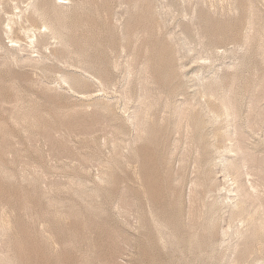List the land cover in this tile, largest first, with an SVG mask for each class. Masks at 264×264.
<instances>
[{"label":"rangeland","instance_id":"rangeland-1","mask_svg":"<svg viewBox=\"0 0 264 264\" xmlns=\"http://www.w3.org/2000/svg\"><path fill=\"white\" fill-rule=\"evenodd\" d=\"M170 1L35 0L66 5L52 17L67 46L48 45L73 57L64 65L10 48L0 11V264H264V0ZM205 84L228 100L233 131L205 121L206 100L220 107L197 96ZM231 143L239 151L223 154ZM215 155L248 178L242 218L219 205L236 173Z\"/></svg>","mask_w":264,"mask_h":264},{"label":"bare ground","instance_id":"bare-ground-1","mask_svg":"<svg viewBox=\"0 0 264 264\" xmlns=\"http://www.w3.org/2000/svg\"><path fill=\"white\" fill-rule=\"evenodd\" d=\"M1 1V0H0ZM6 1V0H5ZM13 1V3H14V1H17V0H11V2ZM25 1H27V0H25ZM50 1V0H49ZM63 1V0H62ZM170 1V0H169ZM222 1H224V0H222ZM229 1V0H228ZM231 1V0H230ZM35 2V0H33V2L30 0V1H28L25 5H24V7H19L18 5H17V3L19 4L20 2H17V3H14L11 7L9 6V8L7 9L6 7H0V11L2 10L3 11V17H5L7 14V16L4 18L5 19V22H4V24H3V29H1V30H3L4 31V33H5V35H7V37L9 38H7L8 40H9V42H11V44L9 45V47L11 48H15L16 46H18V49H19V47H22V45H25L26 44V46H28V47H31V49H32V47L34 48V50H35V48H36V50H35V52H37V54L38 53H40L41 55H42V53L44 52H42V50H43V48L46 50L47 49V53H48V45L53 41V40H55L56 42H58V45H59V43L60 44H62L63 45V47L64 46H67L66 45V41H65V39H64V37H63V33L61 32V28H60V26H58V24L56 25L55 24V22L54 21H56V20H54L55 18H57L61 13H62V11L64 10V9H62L61 10V8L65 5L64 4V2H55L56 4L53 6L54 8H53V10L52 11H49V10H46L45 8H43L42 6H40V5H37V4H35L34 3ZM53 2V1H52ZM66 2V1H65ZM171 2V1H170ZM198 2V1H197ZM2 3V2H1ZM7 3L8 4H12V3H9L8 1H7ZM6 3V4H7ZM22 3H24V2H22ZM21 3V4H22ZM39 3V2H38ZM60 3V4H59ZM172 3V2H171ZM183 3V2H182ZM221 3H223V2H221ZM224 3H225V1H224ZM227 3H229V2H227ZM52 4V3H51ZM231 4V3H230ZM229 4V5H230ZM233 4H235L234 2H233ZM2 5H4V3L2 4ZM174 5V4H173ZM228 5V4H227ZM237 5V4H236ZM22 6V5H21ZM52 6V5H51ZM177 6V5H176ZM233 6V5H232ZM64 7H66V5L64 6ZM68 7V6H67ZM231 7V6H230ZM237 7V6H236ZM35 8V9H34ZM174 8H176V7H174ZM222 8V7H221ZM228 8H229V6H228ZM233 8H234V6H233ZM195 9V8H194ZM194 9H192V10H194ZM237 10H238V8H236ZM16 10V11H15ZM31 10H33L34 11V15L33 14H31ZM51 10V9H50ZM196 10V9H195ZM194 10V11H195ZM229 10V9H228ZM234 10V9H233ZM65 11V10H64ZM63 11V12H64ZM184 11V10H183ZM187 12V11H186ZM192 12V11H191ZM5 13H7L6 15H4ZM33 13V12H32ZM184 13V12H183ZM2 14V13H1ZM187 14H188V12H187ZM63 15H65V14H63ZM250 15V14H249ZM55 17L54 19H53V17ZM60 16H62V15H60ZM66 16V15H65ZM1 17V16H0ZM62 17H64V16H62ZM70 17V16H69ZM65 18V17H64ZM247 18V17H246ZM248 18H249V16H248ZM58 19H59V17H58ZM1 20V19H0ZM59 20H61V19H59ZM1 23V22H0ZM58 23V22H57ZM62 23V22H61ZM60 23V24H61ZM59 24V25H60ZM64 24V23H63ZM62 25V24H61ZM63 27L65 26V24L64 25H62ZM41 27H44V31H41ZM64 29H65V27H64ZM63 29V30H64ZM45 30L48 32V33H45ZM62 30V31H63ZM66 31H67V29H66ZM0 32H2V31H0ZM66 34V33H65ZM187 34V33H186ZM2 35H3V33H2ZM2 35H0V36H2ZM4 36V35H3ZM28 40V41H26V39ZM65 37H66V35H65ZM68 37V36H67ZM246 37V36H245ZM185 38H187V37H185ZM50 39H53L52 41L50 40ZM190 39V38H189ZM2 40V39H1ZM0 40V41H1ZM23 40V44H21L20 43V41H22ZM24 40L26 41V43L24 42ZM68 40V39H67ZM186 40V39H185ZM51 41V42H50ZM192 40H190V42H191ZM187 42H189L188 40H187ZM244 42V41H243ZM1 43H3L2 41H1ZM0 43V44H1ZM241 43V44H240ZM240 43H236V45H235V47H242V46H244V48H245V44H242V42H240ZM7 45V44H6ZM5 45V46H6ZM57 45V44H56ZM209 45V44H208ZM1 46H2V44H1ZM22 47L23 49L22 50H24V51H26L25 49L27 48L28 49V47ZM214 47H216V44L215 45H213ZM212 46V47H213ZM3 47H4V45H3ZM2 47V48H3ZM51 47V46H50ZM53 47H55V44H54V46H53V43H52V48ZM209 47V46H208ZM247 47V46H246ZM1 48V47H0ZM68 48H70V46H68ZM67 48V49H68ZM5 49V48H4ZM54 50L55 49H57V48H53ZM51 50V49H49V51H51V53L52 54H54V56L52 55V54H50L49 55V53H48V56L50 57V56H52V57H55V52H54V50ZM208 49H210V47L208 48ZM216 49V48H215ZM228 49V48H227ZM243 49V48H242ZM247 49V48H246ZM29 50H30V48H29ZM59 50V49H58ZM57 50V51H58ZM65 50V49H64ZM212 50H213V48H212ZM240 50V49H239ZM18 51V50H17ZM54 53H53V52ZM67 51V50H66ZM65 51V52H66ZM70 51V50H69ZM211 51V50H210ZM232 51V50H231ZM233 51H235L236 52V50L234 49ZM18 52H21V48H20V51H18ZM45 52V53H46ZM77 52V51H76ZM212 52H214V51H212ZM228 52V51H227ZM235 52H231V53H235ZM242 52V51H241ZM9 53V52H8ZM7 53V54H8ZM27 53V52H26ZM29 53H31V51H29ZM32 53L34 54V51L32 50ZM45 53H43V56H44V58H43V60L45 59V58H47V57H45L46 55H44ZM59 53V52H58ZM69 54H71V52H68ZM74 53V52H73ZM226 53V52H225ZM224 53V54H225ZM230 53V52H229ZM244 53V52H243ZM14 55H16L15 53H13ZM32 54V55H33ZM37 54H35L36 56H37ZM40 54H38V55H40ZM77 54L78 53H76V56H77ZM212 54V53H211ZM232 54V55H233ZM236 54V53H235ZM10 56H11V54H9ZM19 55V53H17V56ZM29 55V54H28ZM32 55H30V56H32ZM71 55H73V54H71ZM70 55V56H71ZM74 55H75V53H74ZM73 55V56H74ZM79 55V54H78ZM229 55V54H228ZM232 55H229V58H230V56L233 58V56ZM237 55V54H236ZM75 56V58H79L80 56H77L76 57ZM209 56V55H208ZM241 56H242V54H241ZM39 57V56H38ZM64 58L65 57H68V56H63ZM234 57H236V56H234ZM239 57V56H238ZM42 58V57H41ZM77 58V59H78ZM82 58V57H81ZM80 58V59H81ZM207 58V57H206ZM210 58V57H209ZM222 58V57H221ZM225 58V57H224ZM15 59V58H14ZM17 59V58H16ZM33 59L35 60L36 59V57L34 58L33 57ZM40 59V58H39ZM49 59H52V58H49ZM55 59L57 60H54V59H52V60H54L55 61V63H58V61H60L61 63H63V65L66 63V64H68L67 63V61H68V59H69V61H70V59H71V57L70 58H68V59H62V61H65V63L64 62H62L61 61V58H56L55 57ZM228 59V58H227ZM235 59V58H234ZM237 59V58H236ZM242 59V58H241ZM41 60V59H40ZM73 62H74V60H73V57H72V59H71ZM83 60V59H82ZM81 60V61H82ZM211 60V59H210ZM36 61V60H35ZM68 61V62H69ZM212 61V60H211ZM235 61V60H234ZM233 61V62H234ZM37 62H39V61H37ZM73 62H71L72 63V65H77V64H74ZM55 63H53V66H55ZM78 63H80L79 61H78ZM226 62H224V64H225ZM59 64V63H58ZM83 64V63H82ZM88 64V63H87ZM231 64V63H230ZM237 64V63H236ZM241 64H242V62H241ZM245 65H246V63H244ZM43 65H47V64H43ZM43 65H41L40 64V66H39V68L41 67V68H43V69H45L44 67H46V66H44V67H42ZM50 65V64H49ZM71 65V64H70ZM226 65V64H225ZM80 66V70H81V67H83V65L81 66V64H79L78 65V67ZM243 66V65H242ZM51 67V66H50ZM63 67V66H62ZM61 67V68H62ZM70 67V66H69ZM73 67V66H72ZM77 67V66H76ZM77 67V68H78ZM202 67V66H201ZM229 67H232V66H229ZM35 68V67H34ZM38 68V67H37ZM59 68V67H58ZM58 68H57V71H58ZM84 68V67H83ZM227 68V67H226ZM53 69H56V67L55 68H53ZM53 69H51V70H53ZM76 69V68H75ZM88 69V68H87ZM87 69H84L83 71L85 72V70H87ZM41 70V69H40ZM45 70H47V69H45ZM43 71V70H42ZM88 71V70H87ZM226 71V70H225ZM40 72V71H39ZM43 72H45V71H43ZM46 72H49V70L48 71H46ZM52 73H53V71H51ZM68 72V71H67ZM90 72V71H89ZM88 72V73H89ZM202 72H204V71H202ZM211 72V71H210ZM243 72V71H242ZM33 73V72H32ZM59 73V72H58ZM57 73V74H58ZM60 73H61V70H60ZM59 73V74H60ZM87 73V72H86ZM214 73V72H213ZM40 74H42V73H40ZM44 74V73H43ZM54 75H55V72L53 73ZM62 74V76H66V75H64L63 73H61ZM67 74V73H66ZM200 74V73H199ZM229 74V73H228ZM46 75H47V73H46ZM45 75V76H46ZM52 75V74H51ZM202 76H203V74H201ZM240 75H241V73H240ZM244 75V74H243ZM242 75V76H243ZM44 76V75H43ZM43 76H42V78H43ZM44 76V77H45ZM201 76V77H202ZM208 76H209V73H208ZM212 76V75H211ZM219 76V75H218ZM218 76H217V79H218ZM34 77V76H33ZM60 77H61V75H60ZM196 77H198V78H201V77H199V76H196ZM206 77H207V74H206ZM47 78H49V77H47ZM50 78H51V76H50ZM74 79H75V77H73ZM85 78V77H84ZM90 78V77H89ZM95 78H96V76H95ZM97 78H99V76L97 77ZM101 78V77H100ZM205 78V77H204ZM203 78V79H204ZM209 78V77H208ZM213 78H216L215 76L213 77ZM242 78H244V76L242 77ZM246 78V77H245ZM256 78V77H255ZM62 79H63V77H62ZM74 79H71V81L72 80H74ZM103 80H104V78H102ZM202 79V78H201ZM202 79V80H203ZM207 79V78H206ZM239 79H241L240 77H239ZM247 79V78H246ZM257 79V78H256ZM55 80H57V79H55ZM64 80L66 81V79L64 78ZM68 80V79H67ZM70 80V79H69ZM103 80H101V81H103ZM197 80V79H196ZM199 80V79H198ZM197 80V81H198ZM212 80V79H211ZM215 80V79H214ZM213 80V81H214ZM242 80V79H241ZM204 81V80H203ZM220 81V80H219ZM247 81V80H246ZM257 81V80H256ZM57 82H58V80H57ZM64 82V81H63ZM70 82V81H69ZM79 82H80V80H79ZM202 82V81H201ZM200 82V83H201ZM207 82V81H206ZM81 83V82H80ZM100 83V82H99ZM105 83V82H104ZM107 83V82H106ZM199 83V82H198ZM238 83V82H237ZM248 83V82H247ZM67 84V83H66ZM76 84H79V83H76ZM112 84V83H111ZM202 84V83H201ZM242 84H243V82H242ZM241 84V85H242ZM250 83H248V85L247 86H250L249 85ZM254 84V83H253ZM195 85V84H194ZM193 85V86H194ZM203 85V84H202ZM205 85H207V84H205ZM217 85V84H216ZM224 85V84H223ZM228 85H229V83H228ZM240 85V86H241ZM244 85H245V83H244ZM71 87L73 86H76V85H74V83H73V85H70ZM104 86H107V85H104ZM221 86H222V84H221ZM221 86H220V89H221ZM246 86V87H247ZM68 87H69V85H68ZM71 87H70V89H71ZM198 87V86H197ZM199 87H200V85H199ZM219 87V86H218ZM191 88V87H190ZM189 88V89H190ZM223 88V87H222ZM224 88H226V87H224ZM228 88V87H227ZM226 88V89H227ZM240 88V87H239ZM239 88H238V90H239ZM243 88H245L244 86H243ZM249 88V87H248ZM75 89V88H74ZM105 89V88H104ZM197 89H199V88H197ZM215 89H216V87H215ZM219 89V91H222L223 92V90H220ZM255 89H256V87H255ZM73 90V89H72ZM77 90V89H76ZM108 90V89H107ZM199 90H201V89H199ZM199 90H197L198 92H197V96H200V98H201V100H202V97H207V99H213V100H217V102H219V104H220V107L219 108H213L212 106H209V104L207 103V100L204 102V106L202 107V110L203 111H208L209 113H210V115H212V116H209L208 117V119L207 120H205V121H209L210 123H213L212 125H214V123L215 122H217V121H219V120H221V119H226V125H230L231 123V121H233V115H234V112H233V109H232V107L227 103L228 102V100L226 101L223 97H221V94H217L215 91L216 90H214L213 88H212V86H209V85H207V86H203V89L200 91V93H199ZM218 90V89H217ZM144 91V90H143ZM194 91H195V89H194ZM227 91V90H226ZM251 91H253V90H251ZM78 92V91H77ZM192 92V95H193V91H191ZM218 92V91H217ZM221 92V93H222ZM242 92V91H241ZM254 92V91H253ZM252 92V93H253ZM219 93V92H218ZM226 93H228V92H226ZM80 94V93H79ZM84 94V93H83ZM240 94V93H239ZM244 94H245V91H244ZM243 93H242V95H244ZM191 95V96H192ZM223 95H225V94H222V96ZM190 96V95H189ZM202 96V97H201ZM241 96V95H240ZM246 96H247V93H246ZM168 97H170L169 95H168ZM103 98V97H102ZM171 98V97H170ZM187 98V97H186ZM249 98V97H248ZM187 99H189V97L187 98ZM170 100V99H169ZM172 100V99H171ZM98 101V100H97ZM190 101V100H189ZM203 101H204V99H203ZM239 101V100H238ZM185 102V101H184ZM183 102V103H184ZM192 102V101H191ZM189 103V104H192V103H194V102H192V103ZM216 102V101H215ZM151 103V102H150ZM197 103V102H196ZM195 103V104H196ZM188 104V106H190ZM136 105V104H135ZM163 105V104H162ZM179 105V104H178ZM245 105V104H244ZM249 105V104H248ZM248 105H247V108H248ZM197 107V106H196ZM201 107V106H200ZM190 108H192V106L190 107ZM195 109V108H194ZM193 109V110H194ZM238 109V108H237ZM176 110V109H175ZM190 110V109H189ZM248 110H249V108H248ZM188 111V110H187ZM246 111V110H245ZM239 112V111H238ZM247 112V111H246ZM245 112V113H246ZM201 114V113H200ZM203 114H205L204 112H203ZM208 114V113H207ZM206 114V115H207ZM242 114H243V112H242ZM239 115V114H238ZM175 116V115H174ZM202 116V115H201ZM244 116V115H243ZM246 116V115H245ZM244 116V117H245ZM196 117V116H195ZM199 117V116H198ZM243 117V118H244ZM256 117V116H255ZM149 118V117H148ZM186 118V117H185ZM188 118V117H187ZM187 118L186 119H184V120H187ZM202 118V117H201ZM240 118V117H239ZM21 119V118H20ZM147 119V118H146ZM245 119H246V117H245ZM183 120V121H184ZM199 120V119H198ZM197 120V121H198ZM242 120V119H241ZM240 120V121H241ZM244 120V119H243ZM196 121V122H197ZM247 121V120H246ZM187 122H189L188 120H187ZM199 122V121H198ZM223 122V121H222ZM221 122V123H222ZM219 123V122H218ZM232 123H234V122H232ZM238 123H240L241 124V122H238ZM185 124H187V123H185ZM184 124V125H185ZM198 124V123H197ZM183 125V124H182ZM210 125V124H209ZM209 125H207L208 127H209ZM225 125V124H224ZM189 126V123H188V125H187V127ZM198 126V125H197ZM200 126V125H199ZM223 126V125H222ZM227 126V127H228ZM231 127H230V129H232V127H234L233 125H230ZM213 127H215V125L213 126ZM226 127V128H227ZM191 128V127H190ZM209 128H211V127H209ZM208 128V129H209ZM196 129H198V128H196ZM212 129H214V128H212ZM234 129V128H233ZM233 129H232V131H233ZM198 130H200V129H198ZM210 131H211V129H209ZM186 131V130H185ZM206 131V130H205ZM219 131V130H218ZM217 131V132H218ZM222 130H220V132H221ZM223 133H224V135H225V133L226 134H228L229 135V137L227 136V135H225V137L227 136V138H226V140H227V142H229L230 140H231V136H230V130L228 129V130H224L223 129ZM187 132V131H186ZM199 132V131H198ZM216 132V133H217ZM201 133V132H200ZM215 132H213L212 131V133H211V136H212V138H214V139H216V137H218V134L219 133H217L216 134ZM191 134H193V133H191ZM198 134V133H197ZM203 135V134H202ZM220 136H221V134H219ZM185 137V136H184ZM197 137V136H196ZM199 137H200V135H199ZM203 137V136H202ZM208 137H209V135H208ZM194 138V137H193ZM204 138V137H203ZM229 138V139H228ZM190 139V138H189ZM192 139V138H191ZM202 139V138H201ZM206 139V138H205ZM233 139V138H232ZM177 140V139H176ZM187 140V139H186ZM194 140V139H193ZM193 140H191L192 142H193ZM204 140V139H203ZM225 140V141H226ZM210 142H212L211 140H209ZM216 142V141H215ZM234 142H235V140H234ZM233 142V143H234ZM196 143V142H195ZM194 143V144H195ZM204 143H206V142H204ZM209 143V142H208ZM217 143V142H216ZM226 143V142H225ZM230 143V142H229ZM233 143H231L230 144V146L231 147H229V145L227 146V147H229V148H225V146L223 145V149H225V151L223 150L222 151V153L223 154H225V152L227 151V152H229L230 153V151L232 152H235L236 153V150L235 149H237L236 148V146L235 147H233L232 148V144ZM190 144V143H189ZM213 145H214V141H213V143H212ZM201 146H202V144H201ZM211 146V145H210ZM215 147V146H214ZM221 147V145H219V147L218 148H220ZM208 148V147H207ZM213 148V147H212ZM235 148V149H234ZM216 149V148H215ZM215 149H213V150H215ZM221 149V148H220ZM197 150V149H196ZM195 150V151H196ZM212 150V149H211ZM238 150V149H237ZM216 151H217V149H216ZM239 151V150H238ZM198 152V151H197ZM215 152V151H214ZM221 152V151H220ZM232 152V153H233ZM231 153V154H232ZM202 155V154H201ZM205 155H207V154H205ZM239 155V154H238ZM237 155V156H238ZM214 156V155H213ZM215 156H218L219 157V155H215ZM223 156V157H222ZM235 156V155H234ZM234 156H233V158H234ZM217 157V158H218ZM203 158V159H202ZM201 159H202V164L203 165H205V164H207V162H208V159H207V156L204 158V157H202ZM213 158V157H212ZM216 157H214L213 159H215ZM232 158V157H231ZM238 158H240L241 159V157H238ZM235 159H236V156H235ZM240 159H236V161L237 160H239L240 161ZM212 160V159H211ZM219 160V161H218ZM218 162H219V166H220V170H222L223 171V173L224 174H226L227 172V174H228V176L230 175L229 173H231V171H234V173H236V174H238L237 176H236V174H233V177H231L230 179H228L227 178V180L228 181H230L231 180V184H229V185H227L229 188H227L226 187V184H225V187H226V189L224 188V190H225V193H223V194H225L224 196H223V198H221L220 199V196L218 197V195H217V197L220 199L218 202H219V205H227V207L228 208H230V209H236V213H237V215H240V217L242 216V209L243 208H241V206L242 205H244V203L247 201L246 199H241V198H245L246 196V194L248 193L249 194V191L248 192H246V190L244 189V192H246V193H243V194H245L244 196H243V194H242V191H243V188H244V186H245V184H243V185H241V183H243V182H241L242 181V179H244V178H242V177H240V178H242L241 180H239L238 181V179H239V176L241 175V173H240V164L239 165H237V163L235 162V160L233 159V160H231V159H229V157H225V155H220V157L218 158ZM214 161V160H213ZM212 161V162H213ZM195 162V161H194ZM234 162H235V164H234ZM214 163V162H213ZM239 163V162H238ZM202 164H201V167H202ZM195 165H197V164H195ZM215 165V164H214ZM213 165V166H214ZM217 165V164H216ZM215 165V166H216ZM246 166V165H245ZM217 167V166H216ZM229 167V168H228ZM215 168V167H214ZM137 169V168H136ZM227 171L226 173L224 172V171ZM219 171V170H218ZM221 172V171H220ZM222 173V176L224 177L225 175ZM204 174V173H203ZM232 174V173H231ZM208 175V174H207ZM235 175V176H234ZM179 176V175H178ZM227 176V175H226ZM227 176V177H228ZM245 176H247V175H245ZM138 177V176H137ZM208 178H210V177H208ZM139 179V178H138ZM199 179V178H198ZM225 179V181H226V177L224 178ZM246 179H248V178H245V180ZM140 180V179H139ZM195 180V179H194ZM206 180H207V178H206ZM205 181V180H204ZM227 181V182H228ZM247 181V180H246ZM246 181L244 182V183H246ZM250 181V180H249ZM194 182V181H193ZM227 182H223V183H227ZM248 182V181H247ZM140 183V182H139ZM205 183V182H204ZM206 185V184H205ZM204 185V186H205ZM251 184H250V182H249V184L247 185V188L249 189V187L248 186H250ZM201 186V185H200ZM223 186H224V184H223ZM252 186V185H251ZM243 187V188H242ZM201 188V187H200ZM205 188H206V186H205ZM246 188V187H245ZM252 188V187H251ZM203 189V188H202ZM255 189V188H254ZM205 191L207 192V194H208V189H205ZM211 191V190H210ZM205 192V193H206ZM252 192H253V190H252ZM256 192V191H255ZM145 194V193H144ZM206 194V195H207ZM222 194V193H221ZM241 194H242V197L241 198H239V196H241ZM252 194V193H251ZM250 194V195H251ZM255 194V193H254ZM253 194V195H254ZM250 195L248 196L247 195V197H249L250 198ZM199 196V195H198ZM202 197H203V194H202ZM251 197H252V195H251ZM205 199V198H204ZM217 199V198H216ZM253 199V197L251 198V200ZM215 200V199H214ZM244 200H246V201H244ZM257 200V199H256ZM203 201V200H202ZM213 203V202H212ZM248 203V202H247ZM250 203V202H249ZM248 203V204H249ZM253 203H254V201H253ZM252 203V204H253ZM258 203V202H257ZM247 204V205H248ZM259 204V203H258ZM258 204H256V205H258ZM263 204V203H262ZM218 205V204H217ZM253 205H255V204H253ZM213 207V206H212ZM224 207V206H223ZM227 208V209H228ZM212 209V208H211ZM245 209V208H244ZM217 210V209H216ZM247 210V209H246ZM221 212H222V210H220ZM225 211V210H224ZM229 212H230V210H228ZM238 211V212H237ZM247 211H249V210H247ZM254 210H251V211H249L250 213H252ZM211 212H213V211H211ZM244 212H245V210H244ZM247 213V212H246ZM253 213H256V211H254ZM245 214V213H244ZM249 214V213H248ZM248 214H247V216H248ZM211 215V214H210ZM250 215H252V214H250ZM234 216V215H233ZM244 216H246V214L244 215ZM253 216V215H252ZM201 217V216H200ZM237 217V216H236ZM249 217H251V216H248V219H244V217H243V219H238V221L240 220V222L242 221V220H245V222L247 221V223L249 222V221H251V222H253L254 221V223L256 222H260V221H258L259 219H257V221H255V219L256 218H258V217H255V219L253 218V217H251L252 219H254L253 221L252 220H250V218ZM239 218V217H238ZM242 218V217H241ZM246 218V217H245ZM229 219V218H228ZM264 219V218H263ZM229 221V220H228ZM232 221V220H231ZM235 221V220H234ZM236 221H237V219H236ZM264 221V220H263ZM244 222V221H243ZM235 223V222H234ZM238 222H236V224H237ZM255 223V224H256ZM260 223H262V222H260ZM264 223V222H263ZM242 224V223H241ZM241 224H239V226L241 225ZM249 224H251V227H252V223H249ZM259 224V223H258ZM231 225V224H230ZM244 225H246V224H242V226H244ZM236 226V225H235ZM247 226H249V225H247ZM230 228L232 227V226H229ZM251 227H249V229L251 228ZM261 227H262V224H261ZM263 227H264V225H263ZM260 228V227H259ZM233 229H235V230H237L236 229V227L235 228H233ZM246 229H248V228H246ZM263 229V228H262ZM239 231H240V229H238ZM242 230V229H241ZM251 230V229H250ZM255 230H256V228H255ZM264 230V229H263ZM252 231V230H251ZM243 232V231H242ZM234 233H236L235 231H234ZM238 233H240V232H238ZM238 233H237V235H238ZM236 235V234H235ZM231 236V235H230ZM239 236H241V235H239Z\"/></svg>","mask_w":264,"mask_h":264}]
</instances>
